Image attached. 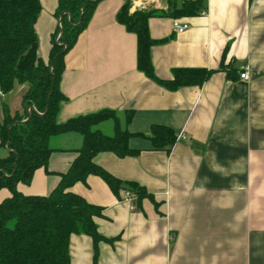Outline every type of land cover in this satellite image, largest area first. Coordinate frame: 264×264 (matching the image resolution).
I'll return each instance as SVG.
<instances>
[{"label":"crops","instance_id":"obj_1","mask_svg":"<svg viewBox=\"0 0 264 264\" xmlns=\"http://www.w3.org/2000/svg\"><path fill=\"white\" fill-rule=\"evenodd\" d=\"M35 23L38 53L48 59L58 27L57 0H39ZM180 3L181 0H178ZM124 0H100L85 29L64 56L59 88L66 97L57 121L100 110H114L134 135L135 155L100 152L94 162L124 186L112 191L89 175L68 190L101 206L97 231L108 240L94 244L71 235L70 264H264V0H205L203 13L148 19L154 41L150 61L156 77L172 78L177 68H206L212 74L199 86L169 90L137 68V39L116 15ZM168 0H131L136 9L166 11ZM187 22L177 33L172 20ZM237 69L229 78L221 61ZM247 69L248 79L239 73ZM25 85L0 94L14 114H23ZM132 117L125 124V112ZM152 125L170 127L175 142L153 149ZM98 128L113 134V123ZM82 138L69 132L51 137L54 149L46 168L34 171L24 194L47 195L77 155ZM2 148V147H1ZM0 156H6L7 150ZM145 194L125 199L127 184ZM9 195L0 189V201ZM98 255L94 261V250Z\"/></svg>","mask_w":264,"mask_h":264},{"label":"trees","instance_id":"obj_2","mask_svg":"<svg viewBox=\"0 0 264 264\" xmlns=\"http://www.w3.org/2000/svg\"><path fill=\"white\" fill-rule=\"evenodd\" d=\"M100 0H57L54 10L58 27L51 37L48 59L38 53L35 23L41 9L39 0H0V92L7 94L17 85H25L21 96L23 114H11L3 104L0 122V189L9 195L0 201V264H70V236L87 235L94 244L108 240L97 231L95 219L103 208L87 202L68 188L75 182H86L89 175L99 176L116 192L124 184L94 162L100 152H111L118 157L135 155L139 150L128 145L132 133L122 126L114 110L57 121L61 102L66 98L59 82L64 70V56L73 47L89 22ZM205 0H168L166 11L136 9L130 12L131 0H124L116 15L117 21L137 39V68L148 78L169 90L183 86H199L213 72L206 68H177L172 78L156 77L150 61L153 40L148 32V19L168 15L172 18L192 17L204 10ZM219 70L235 78L237 69L224 65ZM125 124L132 111L125 112ZM110 120L113 134L106 135L98 125ZM77 133L82 138L77 155L58 184L47 195L24 194L19 183L29 184L34 171L46 168L51 137ZM153 149L168 150L175 142L170 127L152 125L149 136ZM128 191L137 196L145 194L136 183L127 184ZM112 241V240H108ZM98 252L94 250V261Z\"/></svg>","mask_w":264,"mask_h":264},{"label":"built area","instance_id":"obj_3","mask_svg":"<svg viewBox=\"0 0 264 264\" xmlns=\"http://www.w3.org/2000/svg\"><path fill=\"white\" fill-rule=\"evenodd\" d=\"M202 13H203V11H202ZM172 28L177 33H183L185 30H187L189 28V24L187 22L180 21L179 19H173L172 20ZM239 77L243 80H247L248 79L247 69H243L239 73ZM0 94H3V93L0 92ZM131 196L132 195L129 191L125 192V199L126 200H129L131 198Z\"/></svg>","mask_w":264,"mask_h":264},{"label":"rangeland","instance_id":"obj_4","mask_svg":"<svg viewBox=\"0 0 264 264\" xmlns=\"http://www.w3.org/2000/svg\"><path fill=\"white\" fill-rule=\"evenodd\" d=\"M39 55H40V54H39ZM40 56H41V55H40ZM2 149H6V150H7L6 147H2V148H0V153H1V154L4 152Z\"/></svg>","mask_w":264,"mask_h":264}]
</instances>
